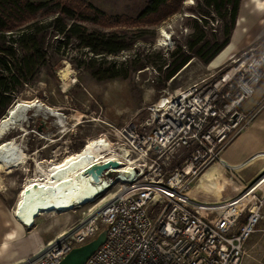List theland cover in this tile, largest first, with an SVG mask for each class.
<instances>
[{
  "label": "built area",
  "instance_id": "built-area-1",
  "mask_svg": "<svg viewBox=\"0 0 264 264\" xmlns=\"http://www.w3.org/2000/svg\"><path fill=\"white\" fill-rule=\"evenodd\" d=\"M263 83L264 45L120 126L107 122L98 137L122 167L105 170L98 193L74 208L101 203L18 264H61L105 228L106 241L85 264H242L262 217L264 171L250 184L231 179L219 191L202 184L223 179L212 173L217 166L235 169L222 155L250 125L253 115L242 106Z\"/></svg>",
  "mask_w": 264,
  "mask_h": 264
},
{
  "label": "rangeland",
  "instance_id": "rangeland-1",
  "mask_svg": "<svg viewBox=\"0 0 264 264\" xmlns=\"http://www.w3.org/2000/svg\"><path fill=\"white\" fill-rule=\"evenodd\" d=\"M63 1L80 4L81 11L90 12L88 5H91L105 12L104 20L99 23H84L90 29L117 31L129 37L140 35L130 49L106 56L109 61L117 63L133 60L135 63L126 79L98 81L83 67L78 68V65H82L81 59L92 57V52L87 48H80L75 40L63 46L57 36L48 35L46 64L37 77L22 88L10 105L11 107L22 101L36 103L38 106L29 109L27 119L9 130L0 141L1 146L15 139L22 145V152L28 156L26 163L17 168L7 165L0 157V242L13 239L7 244L0 243V262L8 264H18L29 257L49 239L77 223L101 203L98 201L58 213L48 212L34 217L32 223L20 225L13 217L19 204V192L25 182L35 176L38 163L49 169L52 163L64 165L69 159L81 161L84 145L106 132L107 122L120 126L145 105L179 88L225 72L246 51L264 45V11L258 10L264 7V2L243 0L229 46L212 62L205 64L193 58L178 74L166 79V66L162 72L157 67L162 64L163 59L170 60L171 52L188 39L192 31L191 23L199 17L196 9L200 0H180L178 5L172 6V11H161L145 17H141L140 13L148 0ZM53 17L52 14L38 15L35 20L47 22ZM220 23L219 20L210 21L214 27H218ZM242 107L253 116L249 127L239 138L254 136L256 131L264 129V83ZM52 110L53 113H60L61 122L54 116L46 115ZM241 140L243 138L238 139L237 143ZM234 142L231 152L237 148V143ZM256 142L260 140L253 144ZM97 149L99 148L91 152L92 159L103 155L97 154ZM262 159V156L253 158V162L243 169L255 166ZM76 164L74 163L75 166ZM257 192L260 196L263 195L264 184ZM242 264H264V207L257 230L246 243V255Z\"/></svg>",
  "mask_w": 264,
  "mask_h": 264
},
{
  "label": "trees",
  "instance_id": "trees-1",
  "mask_svg": "<svg viewBox=\"0 0 264 264\" xmlns=\"http://www.w3.org/2000/svg\"><path fill=\"white\" fill-rule=\"evenodd\" d=\"M180 0H148L141 17L172 11ZM242 0H200L199 14L191 23L192 31L183 45L177 46L157 67L170 79L193 58L205 64L212 62L231 42ZM81 5L63 0H0V119L22 88L31 83L48 59L47 37L57 36L61 45L72 40L80 48H87L92 57L81 59L83 67L98 81L128 78L135 61L117 63L106 59L131 48L140 35L129 37L117 31L90 29L85 22L99 23L105 12L88 5L90 12L81 11ZM54 15L47 22L35 20L38 15ZM219 20L218 27L210 24ZM169 61V62H168ZM136 67V66H135ZM244 220V219H242Z\"/></svg>",
  "mask_w": 264,
  "mask_h": 264
},
{
  "label": "bare ground",
  "instance_id": "bare-ground-1",
  "mask_svg": "<svg viewBox=\"0 0 264 264\" xmlns=\"http://www.w3.org/2000/svg\"><path fill=\"white\" fill-rule=\"evenodd\" d=\"M163 33L166 35L165 31ZM37 106L36 103L22 101L11 106L0 120V141L9 130L17 127L27 119L26 114L29 109L37 108ZM46 115L54 116L60 122L62 121L60 113H53V110L46 113ZM22 148V145L15 139L2 144L0 146L2 161L12 168L23 165L28 160V156L22 152ZM96 148H99L97 154L103 153V155L92 159L91 152ZM109 152H111L109 144L103 137H100V139H92L87 143V146L83 149L81 161L69 159L64 165L52 163L49 169L41 167L38 163L35 176L29 178L19 192L17 210L21 209L22 215L17 217L16 210L13 215L14 219L20 225L25 226L27 223L34 222L33 218L39 215L52 211L54 213L67 211L92 200L99 191V185L103 186V182H92L91 177L84 173V169L95 162H101L103 159L117 160L118 155ZM74 163H77L76 166ZM119 167L122 166L119 165ZM227 181L225 177L223 179H213L210 183L203 181L202 187H211L219 191ZM36 183L39 184L37 188L34 187ZM219 184H221L220 188ZM0 185H2L1 176Z\"/></svg>",
  "mask_w": 264,
  "mask_h": 264
},
{
  "label": "crops",
  "instance_id": "crops-1",
  "mask_svg": "<svg viewBox=\"0 0 264 264\" xmlns=\"http://www.w3.org/2000/svg\"><path fill=\"white\" fill-rule=\"evenodd\" d=\"M259 1L261 2V0H259ZM262 1L264 2V0H262ZM242 2H243V0H242ZM241 5H242V3H241ZM258 8H256V9H258ZM240 9H241V7H240ZM258 10L264 11V7H262L261 9H258ZM242 109H243V107H242ZM246 112H248V111H246ZM246 130H247V128H246ZM246 130H244V131H246ZM243 132L241 134H243ZM263 134H264V129H262V131L261 130L256 131L254 136H246V137H240L239 138L240 135H238L225 148L223 155H222L224 161L227 164L235 167V169L232 171H229L223 167L217 166V167L212 169V173L213 174L216 173V174L220 175L222 178L225 177L228 181H230L231 179H236L237 181H239V183H242V184H250L251 182H253L264 171V139H263L264 137H263ZM237 138L238 139L243 138V140H241V141H239V143H237L238 142ZM236 139H237V141H235ZM257 140H260V142H256L258 144H256V143L253 144V142L257 141ZM233 142H234V144L237 143L236 144L237 148L231 152L230 148H231V146H233L232 145ZM257 156L258 157L262 156L263 159L260 162H258V164H256L255 166L243 169L247 164L252 163L253 162L252 159L257 157ZM208 177H211V175H209ZM220 185L221 184H219V188H220ZM261 194H263V193H261ZM201 197L206 198L207 195L203 194V195H201ZM263 207H264V205H263ZM263 207H262V209H263ZM261 219H262V217H261ZM9 235H11V233ZM11 241H13L12 238L7 239V240H2L0 243L1 244H7Z\"/></svg>",
  "mask_w": 264,
  "mask_h": 264
},
{
  "label": "water",
  "instance_id": "water-1",
  "mask_svg": "<svg viewBox=\"0 0 264 264\" xmlns=\"http://www.w3.org/2000/svg\"><path fill=\"white\" fill-rule=\"evenodd\" d=\"M120 163L116 160H108L104 162H95L86 169L84 173L91 177L92 182L100 183L103 181L102 175L109 167H118ZM35 188L39 184L34 185ZM17 217H21V209L16 211ZM107 238V229H103L97 237L84 243L82 245L72 248L61 260V264H85V262L94 254V252L101 246Z\"/></svg>",
  "mask_w": 264,
  "mask_h": 264
}]
</instances>
